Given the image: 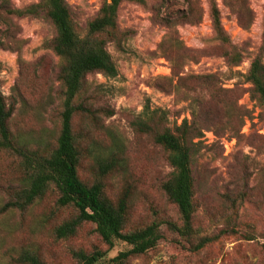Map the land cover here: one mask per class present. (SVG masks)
Returning a JSON list of instances; mask_svg holds the SVG:
<instances>
[{
    "label": "rangeland",
    "instance_id": "1",
    "mask_svg": "<svg viewBox=\"0 0 264 264\" xmlns=\"http://www.w3.org/2000/svg\"><path fill=\"white\" fill-rule=\"evenodd\" d=\"M37 1L0 0V92L12 107L11 134L32 149H43L54 146L60 123L61 61L51 48L56 31L47 19L15 13ZM66 1L80 29L103 2ZM212 4L227 41L213 31ZM117 24L124 36L119 46L109 43L107 49L118 74L85 78L87 93L96 92L93 107L104 110L98 112L104 127L80 113L72 127L85 133L83 147L95 141L108 148L112 139L120 141L122 166L99 177L95 154H83L78 175L86 183L99 179L112 201L129 189L125 228L162 223L165 239L126 264H264V105L251 96L246 79L254 56L264 63V0H125ZM184 47L194 51L193 58L182 56ZM227 50L239 54L240 62L226 59ZM203 76H208L204 82L198 78ZM146 101L165 111L168 127L190 119L193 111L207 119L191 164L192 224L195 240L213 239L198 251L190 252L170 230L169 223L179 222V216L161 189L172 171L165 151L130 125ZM20 174L18 158L0 150V206ZM54 199L48 192L24 211L0 213V264H19L13 258L23 247L46 264H77L71 249H105L88 223L73 237L55 238L53 226L69 210L54 212ZM128 247L116 241L101 264Z\"/></svg>",
    "mask_w": 264,
    "mask_h": 264
},
{
    "label": "trees",
    "instance_id": "2",
    "mask_svg": "<svg viewBox=\"0 0 264 264\" xmlns=\"http://www.w3.org/2000/svg\"><path fill=\"white\" fill-rule=\"evenodd\" d=\"M122 1L125 0H103L97 13L81 29L76 26L66 0H38L22 9H15L18 15L47 19L56 31L51 48L61 61L57 71L61 108L54 146L32 149L16 139L8 127L12 107L6 105L0 92V150L18 158L21 173L18 185L8 188V199L0 206V213L7 210L24 211L48 192L54 193L53 211L69 210V215L53 226L54 237H73L82 224L88 223L105 245V249L95 248L89 252L71 249L70 254L77 264H101L116 241L129 247L109 258L107 264H126L131 256L144 254L158 241L165 239L161 233L162 223L158 220L138 228H125L130 196L127 187L112 201L104 195L99 179L86 183L78 175L83 154H95L99 177L113 172L124 163L123 147L118 139H112V145L108 148L101 147L95 141L83 147L85 133L72 127L73 117L77 113L83 114L96 127H104L98 119V112L104 110L93 107L96 92L87 93L85 78L92 73H100L108 78L118 74L107 46L109 43L119 46L124 36L117 24L118 7ZM210 15L216 37L227 41L214 4ZM181 54L185 58H193L195 53L184 47ZM224 57L233 60L234 64L240 62L239 54L233 50H227ZM207 77L198 78L204 82ZM246 79L250 84L251 96L264 105V63L259 55L251 59ZM106 114L110 116L112 112ZM206 121V117L193 111L190 119L183 118L180 123L168 127L165 111L151 108L146 101L142 111L130 122L135 131L150 135L154 144L165 151L172 171L161 183V189L174 204L179 216V222H170L169 226L176 240H183L190 252L202 249L213 239L205 235L195 240L196 231L192 224L195 205L191 164L201 149L203 124ZM13 259L19 264H46L34 250L27 247L21 248Z\"/></svg>",
    "mask_w": 264,
    "mask_h": 264
}]
</instances>
